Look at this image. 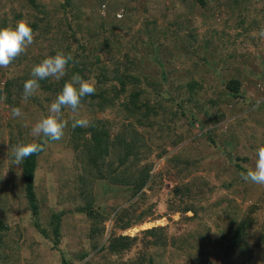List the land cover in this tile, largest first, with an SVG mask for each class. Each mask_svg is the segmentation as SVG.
Here are the masks:
<instances>
[{"label":"rangeland","instance_id":"374dc122","mask_svg":"<svg viewBox=\"0 0 264 264\" xmlns=\"http://www.w3.org/2000/svg\"><path fill=\"white\" fill-rule=\"evenodd\" d=\"M99 1L87 0L82 14L69 12L71 27L68 28L61 21L63 15L58 6L65 0H0V24L6 20L13 26L20 19L34 23L42 15L38 10L46 6L59 33L72 34L70 49L91 63L97 62L100 55V66L108 73L129 74L127 80L145 91V100L155 109L154 128L139 129L143 137L139 142L146 146L142 150L145 153L142 162L153 165L155 193L147 190L151 199L135 215L142 214L149 205L153 209L142 219V224L131 229L113 228L114 218L117 211L131 206L138 197H131L114 181L98 178L83 188L82 157L69 143V124L62 139L49 140L51 146L48 144L38 157L35 190L42 226L49 223L53 213L65 212L59 246L61 262L62 254L73 257L74 264H81L79 259L84 251L89 252L88 257L95 254L88 239L93 220L86 213L76 212L88 202L80 199L77 191H90L93 209L111 218L106 223L103 243L112 229L117 230V236L139 239L149 229L166 227L168 236L173 238L200 230L203 223L220 232L218 238L213 234L202 242L188 240L185 246H179L180 243L166 249L151 247L149 256L155 262L150 264H226L225 261L264 264V186L245 181L240 175L254 168L257 148L264 146V36L260 35L264 29V0H248V9L245 0H238L237 5L231 0H210L205 6L196 0H102V8ZM187 2L194 3V17L189 21L182 11H186ZM18 13L22 16L16 17ZM31 27L34 42L11 67H0L6 78L18 76L27 66L32 67L35 60L50 56L52 44H43L45 41L38 36L41 27ZM111 28L115 30L112 32ZM188 34L198 37L202 50L197 51V56L184 53L192 46L185 37ZM209 41L206 52L204 46ZM95 80L96 86L99 80ZM230 80L241 82L245 98L234 100L235 96L226 89ZM4 81L0 80V91ZM90 112L73 116L88 120L109 117L108 113ZM13 116L12 109L0 102V222L7 226L5 238L0 241V264H60L59 256L48 251L54 248L53 243L32 227L22 166L15 161L10 137L9 123L17 132L21 130L30 143H45L43 136L31 135L43 114L35 106L25 104L20 115ZM115 117L113 114L109 118L114 121ZM179 140L181 144L174 145ZM189 155L187 162L192 167L188 175L183 174L181 166L169 163L174 158L186 161L184 157ZM199 155L202 162L195 165ZM236 179L242 180L240 195L230 190L232 187L226 188L227 183ZM184 186H194L190 197L200 210L196 217L193 212L184 215L174 210L180 201L173 193ZM17 193L20 195L16 198ZM222 204L227 207L223 208ZM189 216L193 219L188 220ZM243 220L248 224L247 245H242L245 250L240 249L235 258L227 261L223 236L232 233ZM135 244L128 253L106 260L102 259L104 253H100L90 264H136L143 245Z\"/></svg>","mask_w":264,"mask_h":264},{"label":"trees","instance_id":"16d2710c","mask_svg":"<svg viewBox=\"0 0 264 264\" xmlns=\"http://www.w3.org/2000/svg\"><path fill=\"white\" fill-rule=\"evenodd\" d=\"M83 1V2H82ZM186 2V0H182ZM210 0H196L202 6L208 4ZM87 0H65L61 2L58 6L61 8V21H65L66 26L71 27V22L68 18L69 12H73L76 15L83 13V7L86 4ZM104 1H99V7L102 8ZM235 5L238 4V0H231ZM34 3V2H32ZM246 9H248V0H245ZM215 6V5H214ZM36 6V8H39ZM105 7V6H104ZM185 7L186 11L183 9L184 17L192 19L194 17L193 9L194 3L187 2ZM35 8V7H34ZM240 9V5L237 6ZM58 9V8H57ZM46 6L42 7L41 17H38L37 21L32 23L33 27H41L39 37L43 39L50 46V56L55 55L57 52H63L66 55L70 54L72 60L69 61L66 66L65 76L59 80L54 77H48L43 80H38L39 88L36 90L35 94L29 97L27 100L23 99V88L24 83L28 79L32 78L31 72L32 69L39 64L43 58L40 57L39 60H35V63L32 67L27 66L23 72L18 73V76H8L0 72V80L4 81V88L0 91V102H4L8 105L9 108H22L25 104L30 106H35L37 110L41 111L43 118L46 117L49 112L50 104L55 100L57 95L62 91V88L66 82L71 80L75 75H79L83 79L89 78H98L99 84L95 86V93L92 95H87L81 99V106L75 112L70 108L62 109L63 120L70 125L69 130V143L74 146L75 150L81 155V162L83 163V174L81 181L83 188H87V185H90L92 181L102 179L105 181H114L120 186H123L131 197H138L137 200L129 207H124L123 209L116 212L114 218L115 225L113 228L117 230H128L134 227L135 225L142 224V219L148 217L151 214V209L153 207L149 205L146 209L142 210V214L139 216L135 213L138 208H141L144 205H147V202L151 199V195L148 194V191L155 193L154 177L151 176L152 163L146 161L142 162L144 159L145 153L142 150L146 147L145 145L139 142L142 140L141 132L139 129L147 131L149 128H154L156 125L155 122V109H152L150 102L145 100V91L141 88L139 89L138 85L129 82L127 79L130 76L129 74H120L114 72H107L106 68L101 67L100 55L97 56V62H89L87 57H84L82 54L75 53L70 47L72 46L71 37L72 34L66 32L59 33V28L57 24L53 25L51 21V14ZM21 13H18V16L21 17ZM39 23V25L37 24ZM8 22L2 21L0 28L8 26ZM188 25V24H184ZM189 28V25H188ZM115 29L111 28L113 32ZM188 39V42L192 45L188 50H185V54H192L197 56V51L199 49L200 43L197 35L188 34L185 36ZM115 41V38H112ZM42 40V41H43ZM199 43V44H198ZM211 44V41L205 43L204 50L207 52L208 47ZM62 45V46H61ZM107 47V45H105ZM54 47H57L54 50ZM64 47L65 49H61ZM41 56V55H40ZM199 57V55H198ZM22 61V60H21ZM14 65H12L13 67ZM11 67V64H10ZM127 72V71H125ZM100 85V86H99ZM103 86L102 88H100ZM195 86V84H193ZM100 88V89H99ZM226 89L231 95H234V100H240L245 98L242 93V84L238 80H230ZM231 97V96H230ZM233 100V101H234ZM189 102H192V98H189ZM249 101V100H248ZM25 103V104H24ZM93 114L97 113H108L110 117L113 114H116L115 120L112 121L111 118H96L93 120H88L89 124L87 127H76L73 128L72 124L76 117L73 114L86 115L87 113ZM88 111V112H87ZM107 115V114H106ZM15 116H13L14 118ZM127 121H130L127 123ZM11 129V145L14 147L19 144H27L29 138L23 137V132H17L11 123H9ZM3 127V126H2ZM1 128V124H0ZM27 134V132H26ZM182 141L183 139L180 138ZM176 141L174 145H180L181 141ZM215 141H213L214 143ZM39 144L42 145L43 150L34 153L29 157H26L21 163L22 170L21 175L24 179L25 184V198L28 201L29 208L31 210V223L32 227L36 229V232L46 236L49 241L54 243L55 248H58V245L62 242L63 239V228H62V217L65 215V212L53 213L51 220L48 224L42 226L41 222V211L38 204V198L35 190V175L38 166V157H40L44 150L51 144L47 141H40ZM54 145V144H53ZM200 157V155H199ZM186 161H181L178 158L175 160L170 159L169 163L175 164L176 167L181 166L183 174L188 175V171L191 169L189 161V156H185ZM199 161V162H198ZM202 162L200 159L194 162L200 164ZM241 168V165L237 164ZM241 171V170H240ZM179 173L183 176L182 172ZM112 178V180H111ZM241 181L234 180L231 183L226 184V188L230 190H235V193L240 195L241 190ZM206 185V184H205ZM194 186H184L182 188H177L173 195L180 201V205L174 209L175 211H180L182 214L186 215L193 212V216L199 214V208L194 201H191L190 191H192ZM240 187V191H238ZM227 188V189H228ZM232 192V191H231ZM77 195L80 199L88 201L85 206L77 209V213H86L92 220L93 226L89 230L88 239L90 249L94 251L104 252L106 258L115 255H123L128 253L136 244V242L142 243V250L139 253V258L136 260V264H150L154 263L155 260L152 256H149V250L152 248L157 249H166L168 245L173 246H185L184 242L190 240V242L201 240L205 241L210 235H220V232H214L212 229L207 227L203 223V227L195 232H184L175 235L173 238L168 236L167 228L161 227L157 229H149L144 232L143 238L139 239L138 237L130 236H117V230H111L110 236L107 242L103 243V237L106 232V223L111 219L110 215L98 210H94V203L92 192H80L77 191ZM20 194H14L17 198ZM169 203V202H168ZM155 205V204H152ZM168 205V204H167ZM226 205L222 204V207L225 208ZM227 207V206H226ZM188 220H192L193 217H187ZM190 222V221H189ZM234 223V222H233ZM232 223V224H233ZM250 226V225H249ZM234 227V226H233ZM248 224L243 220L242 223H238L234 227L235 230L227 232L222 241L226 243L225 246V258L227 261H230V257L235 258L237 252L245 250L244 244L247 245V239L249 237L247 233ZM7 226L0 222V241L2 242L5 238V230ZM233 229V228H232ZM128 234V233H126ZM219 240V239H218ZM208 243V242H207ZM204 244V242L202 243ZM89 256V252L84 251L83 255L79 260H84ZM73 257L70 258L66 254H62V264H74ZM226 264H231L226 262ZM242 264H247L243 262Z\"/></svg>","mask_w":264,"mask_h":264},{"label":"clouds","instance_id":"9594fccd","mask_svg":"<svg viewBox=\"0 0 264 264\" xmlns=\"http://www.w3.org/2000/svg\"><path fill=\"white\" fill-rule=\"evenodd\" d=\"M264 36V29L260 32ZM34 42V32L31 24L26 19H20L15 26L8 25L0 28V67L7 68L28 46ZM72 60L70 54L57 52L48 56L37 64L31 72L32 78L24 83L23 99L27 100L35 94L39 88L38 80L54 77L59 80L65 76L66 66ZM95 78L83 79L75 75L66 82L62 91L50 104L49 114L41 118L32 128L31 135L34 137L43 136L47 141H59L64 136L67 122L63 120L62 109L70 108L73 112L81 106V99L95 93ZM13 115L19 116L20 109L13 108ZM87 118L75 119L72 127H87ZM39 143H27L15 145L12 149L17 165L21 164L26 157L42 151ZM257 159L254 168H249L246 173L242 172L241 178L256 185L264 186V146H259L256 151Z\"/></svg>","mask_w":264,"mask_h":264},{"label":"crops","instance_id":"0c3cea01","mask_svg":"<svg viewBox=\"0 0 264 264\" xmlns=\"http://www.w3.org/2000/svg\"><path fill=\"white\" fill-rule=\"evenodd\" d=\"M38 233V232H37ZM39 234V233H38ZM40 236H42L43 238H45L46 239V236L45 235H43V234H39ZM46 240H49V239H46ZM53 243V242H52ZM61 244V243H60ZM60 244L58 245V248H52V250H50V249H48V251H53V252H55L56 253V255L57 256H59V261H60V264L62 263L61 262V249L59 248V246H60ZM53 246H54V243H53ZM94 255H92V256H90V257H87V258H85L84 260H82L81 261V264H90L91 262H92V260L94 259V258H97V255L99 256L100 255V253L102 254V253H104V252H98V251H94ZM106 254H104V257L105 258H102V259H105L106 260ZM112 256V255H111ZM94 261V260H93ZM97 264V263H96Z\"/></svg>","mask_w":264,"mask_h":264}]
</instances>
